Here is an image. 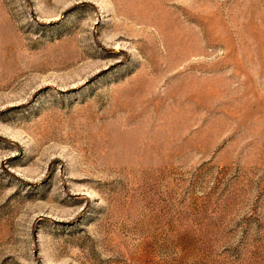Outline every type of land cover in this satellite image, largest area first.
<instances>
[{"label": "rangeland", "instance_id": "obj_1", "mask_svg": "<svg viewBox=\"0 0 264 264\" xmlns=\"http://www.w3.org/2000/svg\"><path fill=\"white\" fill-rule=\"evenodd\" d=\"M0 264H264V0H0Z\"/></svg>", "mask_w": 264, "mask_h": 264}]
</instances>
